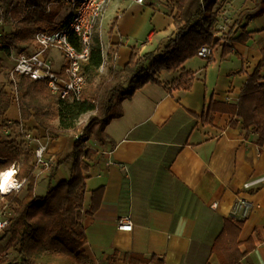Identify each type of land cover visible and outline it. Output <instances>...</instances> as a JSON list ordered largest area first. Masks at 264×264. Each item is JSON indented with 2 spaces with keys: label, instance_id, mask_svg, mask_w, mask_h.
<instances>
[{
  "label": "crops",
  "instance_id": "0c3cea01",
  "mask_svg": "<svg viewBox=\"0 0 264 264\" xmlns=\"http://www.w3.org/2000/svg\"><path fill=\"white\" fill-rule=\"evenodd\" d=\"M173 1L109 2L94 34L100 43L101 63L94 73L83 69L89 76L84 88L87 99L91 98L88 88L106 77L109 67L121 70L133 48L138 56L162 50L176 32ZM253 7L254 0H217L215 24L225 22V28L216 32L214 38L219 41L209 57L196 55L182 64L194 77L188 90L171 86L180 69L160 70L155 73L159 83L148 82L130 97L118 99L114 117L104 125L90 126L86 142L90 155L82 171L86 177L81 209L85 264H153L151 257L161 259L162 264H220L215 239L224 219L230 217L241 222L238 248L247 251L238 264H264V143L259 148L257 134L245 135L240 118L219 108L209 123L196 117L210 100L235 104L258 63L264 49V13L235 23L241 11ZM64 11L62 6L52 20L54 26L69 17L68 8L67 16H61ZM241 33L240 40H234ZM225 37L232 41L224 42ZM54 50L48 55L52 68L59 70L64 59ZM260 76L264 82V66ZM6 116L19 121L17 104L11 103ZM22 126L35 124L29 119ZM30 131L46 142V152L53 158L46 171L35 168L36 181L40 176L49 178L50 167L56 163L50 185L70 179L71 165L64 158L76 136L59 135L47 141L44 129ZM147 181L149 188L144 187ZM171 181L180 192L175 199L171 198ZM244 183L250 185L244 187ZM46 187L39 192L34 188V195L42 196ZM99 187L97 207L87 213L91 192ZM238 197L251 203L244 218L233 212ZM123 216L132 223L129 231L118 229ZM10 249L4 242L0 257L5 256V264H20L15 251L9 255Z\"/></svg>",
  "mask_w": 264,
  "mask_h": 264
},
{
  "label": "trees",
  "instance_id": "16d2710c",
  "mask_svg": "<svg viewBox=\"0 0 264 264\" xmlns=\"http://www.w3.org/2000/svg\"><path fill=\"white\" fill-rule=\"evenodd\" d=\"M64 0H0L3 18L6 26L0 36L1 53L9 55L10 48H18L31 44L33 33L38 29H53L52 20L60 12ZM173 24L176 28L174 36L167 40L159 54L144 53L138 56L137 50L132 49L128 62L121 70L108 68L106 77H101L95 87L88 88L91 98L85 97V90L80 100L63 104L65 100H57L47 89L43 81L30 79L25 75H15L9 80L16 92V103L19 121L8 122L5 114L12 103L10 93L0 87V132L7 129L13 131L23 122L31 119L35 126L26 128L44 129L53 136L65 135L71 126V119L91 111L80 134L74 139L70 153L64 158L70 162L72 177L61 180L55 185H48L44 195L36 197L34 186L36 177L32 173L33 165L27 152L21 153L15 139H4L0 136V168L17 160L21 154L23 159L19 168V177L27 178L26 192L20 197L19 193L9 196L14 205L13 215L5 228L3 237L7 238L6 247L16 252L20 264H85L86 253L83 249L86 235L82 224V206L86 196V177L82 171L87 168V158L90 151L86 142L90 136V126L93 123L104 125L117 114L116 101L122 97H130L135 90L148 82L159 83L156 72H167L180 69L178 78L172 82L175 89L188 90L193 81V73L185 71L182 64L196 56L202 45L215 46L216 12L214 5L217 0H174ZM264 13V0H254V7L241 11L236 20L251 19ZM40 21H38L36 18ZM12 29H6L7 23ZM241 33L234 40H240ZM232 41L225 37L224 42ZM225 45V44H224ZM100 43L93 38L88 60L83 69L94 73L101 63ZM0 73L5 69L1 63ZM148 67L145 62L150 61ZM264 66V49L260 50V59L253 72L248 75L238 100L235 104H215L209 101L205 111L196 116L202 122H211L217 108L240 118L245 135L249 131L257 134L256 145L261 148L264 143V82L260 76ZM58 105L57 109L54 108ZM64 105V106H63ZM70 115L68 122L64 114ZM53 117L59 120V127L50 124ZM233 124V122H230ZM30 128V129H29ZM63 160V161H64ZM57 164V163H56ZM55 164V166H56ZM50 167L49 177L53 176L56 167ZM24 188V189H25ZM101 188L91 192V205L86 211L93 213L97 207V197ZM241 222L233 218L224 219L221 232L215 239L214 250L220 264H238L247 251L238 248L237 236ZM130 257H133L131 255ZM130 259V258H129ZM130 261L133 262L132 259ZM153 264H162V260L151 257Z\"/></svg>",
  "mask_w": 264,
  "mask_h": 264
},
{
  "label": "built area",
  "instance_id": "2783aa9c",
  "mask_svg": "<svg viewBox=\"0 0 264 264\" xmlns=\"http://www.w3.org/2000/svg\"><path fill=\"white\" fill-rule=\"evenodd\" d=\"M110 1L64 0L63 3L70 9L66 21L53 29L36 30L32 35L31 47L27 45L20 49L10 48L8 56L11 64L7 72L9 79L13 80L15 75H25L33 80L43 81L57 100H80L87 82L82 66L89 58L96 27ZM137 1L142 2L143 0ZM224 23L214 25L216 32L224 30ZM5 25L0 4V36L4 32ZM1 45L0 42V47ZM51 49L59 52L64 59V64L59 70L52 68L51 58L48 55ZM211 53L212 48L209 45H202L196 55L209 57ZM10 90L12 98L16 100L15 89L11 87ZM20 128L23 139L30 145L35 144L32 149L34 164L49 167L53 158L46 152V142L34 137L31 131H22L21 126ZM44 138L47 141L50 139L47 132ZM6 171H12L11 180L15 186L9 188L7 192H0V199L3 201L0 205V236L3 235L13 215V204L8 197L22 191L28 183L27 178L19 177V165L15 162L1 170L0 173ZM249 185L250 183H244V187ZM250 208L251 203L248 200L238 197L233 212L238 213L240 218H244L248 215ZM131 227L132 223L128 216L119 219L118 229L129 231ZM4 257H0V264H5Z\"/></svg>",
  "mask_w": 264,
  "mask_h": 264
},
{
  "label": "rangeland",
  "instance_id": "374dc122",
  "mask_svg": "<svg viewBox=\"0 0 264 264\" xmlns=\"http://www.w3.org/2000/svg\"><path fill=\"white\" fill-rule=\"evenodd\" d=\"M63 6H64L65 11H64V13L61 16L66 17L67 16L66 10H67V8H68V10H70V9L64 3H63ZM69 14H70V12H69ZM6 29L11 30L12 29V24L8 22ZM22 46H24V45H22ZM22 46H20V47H22ZM16 49H18V48H16ZM52 52L54 54L56 53L55 50L52 51ZM0 56L2 57L1 62H2V64L5 67L4 71L2 73H0L1 74L0 75L1 76L0 77V87H4L6 89V91L8 93H10V95H11V90H10L11 89V85L9 84V80L10 79H9V77L7 75V72L9 70V66L11 64V60H10L9 56H6L5 54H3L1 52H0ZM88 79H89V76L87 75V80ZM11 97H12V95H11ZM72 101L73 100L68 99V100H65L63 102V104L66 105L67 103H71ZM12 102H13L14 105L17 104L16 103V100L13 99V98H12ZM57 107H58V105L55 104L54 108L57 109ZM92 113L93 112L88 111V112L82 113V114L76 116L75 118L71 119L70 120L71 121V126H70V128L68 130L65 131V135H69L70 137H74V138H75L76 135H79L80 130L86 124L89 115L92 114ZM64 115H65L64 116V119L65 120L67 118H70V115L69 114L65 113ZM4 118L8 122H12L13 121L8 116H6V114H5V117ZM66 121L68 122L69 120H66ZM50 124L52 126H54V127H59V120H58V118L57 117L56 118L53 117L51 119V121H50ZM26 128H28V127H26ZM26 128H22L23 129L22 131H30V130H27ZM32 135L34 137L40 138L38 135H34L33 133H32ZM0 136L2 138H4V139H15L16 142L18 143V146H19V149H20L21 153L27 152L30 155V157H31V164L33 165V172H32L33 174L35 173V168H37L41 172H43L44 170L46 171V169H45L46 167L38 166V165H35L34 164V162H33L34 161L33 160V153H32V149H31V145L28 144L23 139L20 126L17 127L16 129H14L13 131H9L7 129L3 130V131L0 132ZM49 137H50L49 140H51V139L56 138L57 136H53V135L49 134ZM22 159H23V154H21L20 157L17 160L12 161L11 163L15 162L16 164L19 165V168H20ZM11 163L7 164L4 168L8 167ZM4 168H0V171L3 170ZM47 179H48V184H47V187H48V185H50V179L51 178L49 177ZM47 179L45 177H42V176H40L37 179V181L35 182V186H34V188L37 190V192L41 191L42 189H44L46 187V181H47ZM150 184H151V182L147 181V182L144 183V187L149 188L150 187ZM169 184H170L171 191H172L171 192L172 193L171 198H173V199L178 198V196L180 195V192L177 189V186L172 181ZM47 187H46V189H47ZM25 192H26V188L23 189L22 192L19 194L20 197L23 196L25 194ZM42 195H44V193ZM129 195H130V198H134L135 197L134 191H130ZM146 196L144 195L143 198H146L147 199ZM152 198H154V197H152ZM154 199H150V200L151 201H155ZM2 202H3L2 199H0V205L2 204ZM13 208H14V205H13ZM6 241H7V238L6 237L0 236V247L4 246V242L6 244ZM5 247H6V245H5ZM12 251H14V250L13 249H10L8 251L9 255L11 254Z\"/></svg>",
  "mask_w": 264,
  "mask_h": 264
},
{
  "label": "clouds",
  "instance_id": "9594fccd",
  "mask_svg": "<svg viewBox=\"0 0 264 264\" xmlns=\"http://www.w3.org/2000/svg\"><path fill=\"white\" fill-rule=\"evenodd\" d=\"M12 175V171L0 173V192H7L9 188L15 186L14 182L11 180Z\"/></svg>",
  "mask_w": 264,
  "mask_h": 264
}]
</instances>
